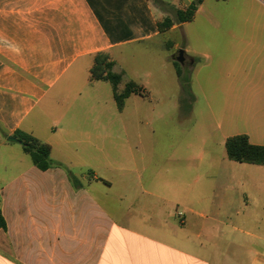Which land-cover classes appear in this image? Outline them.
Here are the masks:
<instances>
[{
    "label": "crops",
    "instance_id": "0c3cea01",
    "mask_svg": "<svg viewBox=\"0 0 264 264\" xmlns=\"http://www.w3.org/2000/svg\"><path fill=\"white\" fill-rule=\"evenodd\" d=\"M192 1L0 0V130L47 144L54 162L41 171L20 157L25 169L0 186V264H264V166L231 161L234 170L207 177L154 173L146 185L135 173L119 198L130 203L111 215L80 182L62 189L55 167L74 176L56 151L61 144L103 145L125 130L111 85L90 77L94 57L107 54L145 94L143 82L167 80L152 68L175 73L179 47L167 35L195 18L197 52H183L182 72L196 71L201 92L226 71L221 98L240 102L226 100L219 114L245 122L229 137L244 134L264 146V0H202L191 21H174L171 12ZM222 5L239 20L236 33L219 28ZM164 19L172 25L160 31ZM222 34L228 42L216 39ZM236 35L240 41L231 42ZM142 69L145 81L136 78ZM10 143L2 139L0 147ZM201 180L213 188L201 189Z\"/></svg>",
    "mask_w": 264,
    "mask_h": 264
},
{
    "label": "rangeland",
    "instance_id": "374dc122",
    "mask_svg": "<svg viewBox=\"0 0 264 264\" xmlns=\"http://www.w3.org/2000/svg\"><path fill=\"white\" fill-rule=\"evenodd\" d=\"M226 10L222 5L218 11L219 28L224 30L231 27L236 33L239 20L228 19ZM171 17L176 21L173 11ZM197 30L198 20L195 18L167 35V38L178 44V50L195 55ZM228 38L224 34L216 35V39L223 43L228 42ZM239 41V35L231 36V42ZM152 69L157 74L156 77L167 75L166 84L162 85L164 81L156 83L155 79L143 82L145 94H132L125 100L122 113L125 124L123 132H114L113 139L103 145L99 143L85 146L75 143L61 144L56 148L57 152L68 159L66 164L79 180L75 181L68 168L57 163L55 167L63 173L60 179L61 188H77L81 183L88 190L87 198L90 197L93 204L100 207L99 211L107 210L109 215L118 203H130L119 202V198L124 187L133 186L135 173L141 174V182L146 185L147 178L154 173L188 171L207 177L206 175L211 176L216 171L234 170V163L225 155L223 139L242 131L245 122L237 121L236 116L229 111L224 115L219 114L221 106L227 100L221 98V90L228 85L227 72L217 75L219 80L215 84L203 82V91L200 92L196 71L187 73L188 70L184 68L186 72L183 76L188 82L179 89V81L172 69L166 68L162 73L156 67ZM168 75L172 77L171 80ZM136 78L145 81L143 69ZM217 86H220V91ZM212 96H215L214 102ZM232 96L233 94L227 102L235 99ZM234 102L239 104L240 100L237 98ZM2 139L4 134L0 130V140ZM10 144L13 147H0V186L9 177L25 169L24 163L18 160L20 157L28 165H32L18 142ZM14 149L15 151H11ZM201 182V189L213 188L210 182ZM0 234L3 238L4 233L1 231ZM0 247L4 249L3 240Z\"/></svg>",
    "mask_w": 264,
    "mask_h": 264
},
{
    "label": "trees",
    "instance_id": "16d2710c",
    "mask_svg": "<svg viewBox=\"0 0 264 264\" xmlns=\"http://www.w3.org/2000/svg\"><path fill=\"white\" fill-rule=\"evenodd\" d=\"M202 0H193L185 10H176L175 16L178 23L191 21L196 7ZM172 25V21L164 19L158 23V29L164 31ZM175 73L182 85L187 84L184 72H182L178 62H173ZM92 80H106L112 88L113 99L118 111H121L125 100L132 94L142 95L143 89L131 80H128L124 71L105 53H99L94 57V64L90 70ZM7 135H4L6 142ZM11 137L16 139L21 145L22 151L27 154L32 164L39 170L45 171L53 167L54 162L50 158V147L37 140L28 133L20 130L13 132ZM226 156L230 161L237 163H248L264 166V146L253 145L244 134L228 137L224 143ZM72 176V175H71ZM76 181V178L72 176ZM5 224L0 214V228L4 229Z\"/></svg>",
    "mask_w": 264,
    "mask_h": 264
},
{
    "label": "water",
    "instance_id": "95a60500",
    "mask_svg": "<svg viewBox=\"0 0 264 264\" xmlns=\"http://www.w3.org/2000/svg\"><path fill=\"white\" fill-rule=\"evenodd\" d=\"M182 59H183V51L178 50L175 54V61L180 63ZM8 140L12 142H16V139L11 136L8 137Z\"/></svg>",
    "mask_w": 264,
    "mask_h": 264
},
{
    "label": "built area",
    "instance_id": "2783aa9c",
    "mask_svg": "<svg viewBox=\"0 0 264 264\" xmlns=\"http://www.w3.org/2000/svg\"><path fill=\"white\" fill-rule=\"evenodd\" d=\"M178 215L180 216L181 214H180V213H178Z\"/></svg>",
    "mask_w": 264,
    "mask_h": 264
}]
</instances>
